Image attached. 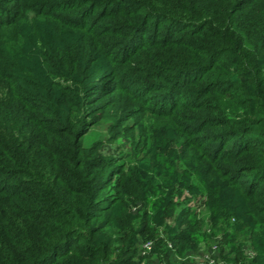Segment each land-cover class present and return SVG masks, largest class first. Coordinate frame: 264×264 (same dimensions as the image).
I'll return each mask as SVG.
<instances>
[{
    "label": "trees",
    "instance_id": "trees-1",
    "mask_svg": "<svg viewBox=\"0 0 264 264\" xmlns=\"http://www.w3.org/2000/svg\"><path fill=\"white\" fill-rule=\"evenodd\" d=\"M31 16L76 36L38 49L49 75L76 84L52 82L59 97L22 84L3 45L24 43ZM147 117L169 121L179 140L169 156L211 205L207 223L188 200L169 227L170 193L155 221L166 237L148 256H183L221 235L225 259L243 262L244 244L227 237L240 218L254 226L253 250L264 246V0H0V264H136L138 239L155 230L146 214L133 224L127 202L148 193L106 145L122 137L137 156ZM100 123L108 136L87 144ZM224 194L239 196L240 214ZM106 228L117 246L100 240Z\"/></svg>",
    "mask_w": 264,
    "mask_h": 264
},
{
    "label": "rangeland",
    "instance_id": "rangeland-1",
    "mask_svg": "<svg viewBox=\"0 0 264 264\" xmlns=\"http://www.w3.org/2000/svg\"><path fill=\"white\" fill-rule=\"evenodd\" d=\"M23 31L26 34L23 44L15 42L10 43L8 37H4L3 45L6 48L7 53L16 57L20 69L16 71V77L24 84L29 85V82H34L39 85V91L46 93L48 88H52V96L59 97L62 93L57 87L52 86V82H59L66 86H74L73 81H63L52 77L47 73L41 58L38 56V49L40 47L55 46L61 44L62 41L74 40L76 36L72 34H57L54 30V26L40 18H33L32 16L27 18L22 23ZM106 66L104 61H99L93 68V73L97 74ZM57 104L61 103L59 98L56 101ZM62 109L63 106H60ZM64 109H62L63 111ZM106 125L100 123L94 126L86 136V143H91L96 139L105 140L107 135ZM142 145L139 149V154L136 156L134 153V143L127 141L124 138H120L115 141L107 142L106 148L111 152H115L116 156L121 157L120 162L127 163L131 166L138 167V174L140 180L144 183L147 190V197L143 200L128 201L127 202V214L134 218L133 224L140 225L139 221L142 219V215L146 214L147 219V231L155 230L153 232V239L157 240V237H166V233L162 231L166 230L163 224L156 225L155 221L159 219V214L162 216L163 204L165 200L169 199V194L172 193V200L174 202V212L168 217L164 218L166 224L169 227L175 225V217L186 208L188 200H192V209L196 208V211L201 214V218H204L209 223L208 217L211 216V205L207 203V195L199 193L197 188L188 183V175L182 168L179 160L173 161L169 154L174 153L178 148L179 140L175 136V132L166 119H160L155 117H147L136 128V139ZM189 177L191 175H188ZM194 184L197 185V178L193 179ZM189 184V185H188ZM227 195V196H225ZM224 200L227 205L237 214H240L241 205L239 196H232L224 194ZM119 207L116 208L114 214L119 212ZM206 217V218H205ZM231 219V218H230ZM159 226V227H158ZM205 227H208L205 226ZM254 227V226H253ZM253 227L243 221L240 218L236 221V227L228 228L227 237L229 240H233L235 243H248L253 242L255 236H253ZM253 229V230H252ZM257 230L264 231L263 229L256 228ZM159 232V233H158ZM119 231L116 229L106 228L102 231L100 240L103 242H113V246H117V242L120 238L118 236ZM233 235V238L229 236ZM168 236V235H167ZM124 237V233H121V238ZM139 248L135 254L136 264H158V258L164 257L167 261L165 264H174L176 260L175 254H167L163 256L161 253L156 252L152 255H143L140 249V244L147 240L138 239ZM159 240H157L158 242ZM208 243L211 240H204ZM160 244V243H159ZM251 244V243H250ZM162 252V251H161ZM262 258H264V246L257 248L256 252ZM182 257V255H180ZM177 257L179 255L177 254ZM176 260L175 262H177ZM161 264V263H160Z\"/></svg>",
    "mask_w": 264,
    "mask_h": 264
},
{
    "label": "built area",
    "instance_id": "built-area-1",
    "mask_svg": "<svg viewBox=\"0 0 264 264\" xmlns=\"http://www.w3.org/2000/svg\"><path fill=\"white\" fill-rule=\"evenodd\" d=\"M207 233H210V228L205 227ZM170 248L171 243L165 240ZM140 249L143 255H148L154 249V241L147 240L140 244ZM243 249V262L238 264H254L253 260L256 256L250 242L245 243ZM232 256L229 249L224 246L221 251V235H216L215 239L210 242L201 243L195 249L188 250L182 257H178L175 264H236L233 261H227L225 257Z\"/></svg>",
    "mask_w": 264,
    "mask_h": 264
},
{
    "label": "crops",
    "instance_id": "crops-1",
    "mask_svg": "<svg viewBox=\"0 0 264 264\" xmlns=\"http://www.w3.org/2000/svg\"><path fill=\"white\" fill-rule=\"evenodd\" d=\"M202 243H204V242H202ZM176 257V260L178 259V257L177 256H175ZM175 259L174 260H172V261H174V264L176 263L175 261H176Z\"/></svg>",
    "mask_w": 264,
    "mask_h": 264
}]
</instances>
